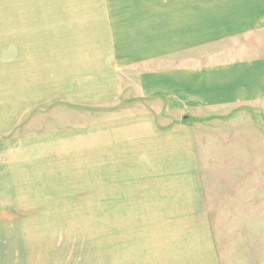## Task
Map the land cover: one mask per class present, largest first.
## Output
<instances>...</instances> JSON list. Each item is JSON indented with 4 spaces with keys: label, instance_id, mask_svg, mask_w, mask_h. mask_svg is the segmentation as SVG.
Returning <instances> with one entry per match:
<instances>
[{
    "label": "rangeland",
    "instance_id": "rangeland-1",
    "mask_svg": "<svg viewBox=\"0 0 264 264\" xmlns=\"http://www.w3.org/2000/svg\"><path fill=\"white\" fill-rule=\"evenodd\" d=\"M98 4L157 26L52 39ZM64 50L113 51L120 96L0 119V264H264V0H0V105Z\"/></svg>",
    "mask_w": 264,
    "mask_h": 264
},
{
    "label": "crops",
    "instance_id": "crops-1",
    "mask_svg": "<svg viewBox=\"0 0 264 264\" xmlns=\"http://www.w3.org/2000/svg\"><path fill=\"white\" fill-rule=\"evenodd\" d=\"M220 7H224L223 3H220ZM73 9H76L73 7ZM77 9H80L79 11L76 10V12H73V17L67 19L65 22L64 20V14H61L60 23L65 24V31H72L71 33L64 34H58L57 36L53 37L52 39H69L73 37V33L75 30L79 31V34L83 33V35L80 36V39L83 38H96V39H104V40H114V39H123V38H109L105 37L104 35L106 33L110 34H125L130 31L133 32H139L141 34H144V32H151L155 30L154 25L157 23H148L146 27L153 28V30L146 31L144 30V23L142 24H128L129 27H124V24H116L113 25L108 24L104 20L109 18L110 15L112 16L114 13H108L107 11H101L102 9H106V7H101L98 4L97 11H95L96 8L91 7H78ZM121 16L120 14H118ZM116 14V16H118ZM124 16H130L133 15V12L130 14H122ZM140 16H143V13H139ZM85 20L83 24H81V21ZM151 26V27H150ZM157 26V25H155ZM78 34V35H79ZM103 36H102V35ZM98 35H101L100 37ZM51 38V37H46ZM144 40L143 37L137 38ZM110 54L115 55L116 54L113 51H105L100 52L96 50V53L91 54H84L81 52L71 51V50H64L60 52H56L54 54H50L49 57V63L43 67L42 70H44L47 78V84L43 88H39V91L44 90L45 96L41 97L40 99H30V95L34 92H37L35 90L36 85L33 88H24V85H21V87L18 88L17 83H14V89H13V96L12 98V106L9 105V103H1L0 106H2L0 119L3 118V116L8 114V112L15 113L23 106L27 105H35L39 104L43 101H48L52 98H60V100L65 101H72L76 104H106L108 102L117 100L120 96V78L119 75L116 72L117 67V61L115 59V65H108L107 59ZM100 58L102 60V63H97L96 68L94 66H90L86 62L88 61L87 58ZM124 64L125 61H122ZM121 64V65H122ZM25 65L21 66L18 69H21ZM85 69L92 70V73H85ZM17 71L14 68L13 74H15ZM23 72H26L24 76L28 79L30 76H32V79H35V73L38 72V70L27 68V70H24ZM12 74V76H13ZM190 75V80H193V73H188ZM4 76V74H2ZM91 82L89 83L88 81ZM175 84V83H174ZM16 85V86H15ZM6 107V110L4 109ZM145 127H148V123H144ZM98 130L97 132H101L102 127L98 126L96 127ZM149 133V134H148ZM152 135H157V133L151 132L149 129L147 131V135L144 136L145 140L152 139ZM58 135H54L56 143L60 140H57ZM151 136V137H150ZM31 148V147H30ZM34 149V148H31Z\"/></svg>",
    "mask_w": 264,
    "mask_h": 264
}]
</instances>
